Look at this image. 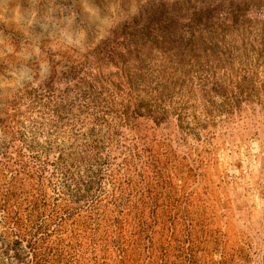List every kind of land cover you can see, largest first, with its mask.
<instances>
[{
  "label": "rangeland",
  "instance_id": "1",
  "mask_svg": "<svg viewBox=\"0 0 264 264\" xmlns=\"http://www.w3.org/2000/svg\"><path fill=\"white\" fill-rule=\"evenodd\" d=\"M150 1L174 0H0V191L17 174L21 215L30 194L45 206L18 222L0 207V264H264V90L241 91L237 77L207 110L196 90L111 94L83 113L66 98L61 131L22 114L35 89L72 85L69 62L98 58ZM254 4L264 17V0Z\"/></svg>",
  "mask_w": 264,
  "mask_h": 264
},
{
  "label": "trees",
  "instance_id": "2",
  "mask_svg": "<svg viewBox=\"0 0 264 264\" xmlns=\"http://www.w3.org/2000/svg\"><path fill=\"white\" fill-rule=\"evenodd\" d=\"M254 1L212 0L211 6L198 10H190L188 2L179 0L142 4L135 16L116 27L95 47L98 58L90 54L93 61L68 59L70 62L62 77L73 81L72 85L65 82L63 89H35L22 114L35 118L39 126L49 124L61 131L60 117L66 98L79 101V111L83 113L89 103L101 104L111 94L123 93L130 102L140 94L143 97L185 96L196 90L201 93L207 110L214 103L212 96L233 86L237 77L241 79L235 86L241 91L261 92L264 90V17L250 11ZM220 7L227 8V12H221ZM194 78L199 79L196 87ZM202 81L212 86L205 90ZM247 101L223 100V103L238 107ZM124 106L128 108L129 104ZM71 108L67 107L66 112ZM123 113L126 121L134 119L127 115V109ZM107 118L102 114L93 116L98 125L104 124ZM126 153L135 154L131 147ZM152 160V163L156 161ZM4 183L0 207L6 212V220H31L39 213L42 206L30 194L31 209L25 217L21 215L20 198L28 199L29 194L25 193V183L17 174Z\"/></svg>",
  "mask_w": 264,
  "mask_h": 264
}]
</instances>
